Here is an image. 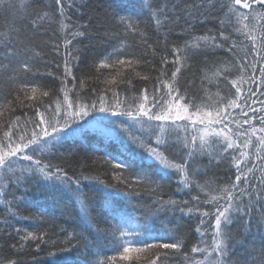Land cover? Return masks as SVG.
<instances>
[{
  "label": "snow or ice",
  "instance_id": "1",
  "mask_svg": "<svg viewBox=\"0 0 264 264\" xmlns=\"http://www.w3.org/2000/svg\"><path fill=\"white\" fill-rule=\"evenodd\" d=\"M137 7L134 18L109 3L101 20L82 11L89 8L87 0H21L19 5L0 0V15L16 13L8 30L0 31V82L8 86L0 90V117L4 109L12 114L29 109L0 122V203L6 208L0 236L12 240L17 253L30 248L29 241L47 243V233L12 223L25 218L18 215L24 208L42 221L50 215L43 200L28 196L43 182L64 202L56 222L76 208L83 222L79 230L62 228L65 239L58 253H50L52 264H73L67 254L80 248L91 264H120L146 249L156 250L148 264H264V0H139ZM198 29L203 34L197 35ZM129 33L140 36L153 58L160 57L151 90L137 91L132 82L133 74L145 81L150 76L135 71L142 58L124 46ZM97 49L93 66L117 68L104 83L125 84L123 98L115 88L95 84L81 94L90 75L81 64ZM199 65L205 75L195 88L189 73ZM124 66L131 69L126 75L119 70ZM76 72L83 74L78 78ZM48 77L52 87L41 90ZM205 156L208 163L201 166ZM56 157H95L110 166L112 179L83 166L69 175L51 163ZM220 166L223 178L201 182L208 169ZM173 172L176 191L190 199H164ZM96 185L102 189L100 204ZM146 192L150 203L144 202ZM132 197L144 209L139 215L114 206ZM185 216L197 221L190 248L169 227L173 221L179 227ZM253 228L256 233L245 242L242 237ZM103 241L110 254L100 248ZM238 245L244 252L237 253ZM58 254L64 258L56 260Z\"/></svg>",
  "mask_w": 264,
  "mask_h": 264
},
{
  "label": "trees",
  "instance_id": "2",
  "mask_svg": "<svg viewBox=\"0 0 264 264\" xmlns=\"http://www.w3.org/2000/svg\"><path fill=\"white\" fill-rule=\"evenodd\" d=\"M17 5L20 4L21 0H15ZM45 4L51 3L52 0H43ZM84 0H76L77 4H82ZM87 3L89 4V8L82 9L83 12L88 13V15L92 17H101V20H104L105 18V11L108 8L109 3H113L114 5H117L123 12L132 15L134 18H136V13L138 12V3L139 0H87ZM16 15L15 12L13 13H7L5 15H0V31H7V25H11L13 17ZM73 19H76V15H73ZM88 19V16H84L83 22H86ZM140 19H143V17H140ZM93 24L98 26L96 24V21L93 20ZM71 27V25H68ZM143 27V25H141ZM58 34L62 37L63 33ZM203 34L202 29L197 30V35ZM149 36L151 38V41L154 42L156 37L149 32ZM45 39H48V37H45ZM140 36L139 35H133L129 33L127 37L124 39V46L130 51L136 54V56L142 58V62L135 65V71L140 72L141 75H148L150 76V80L145 81L140 79L139 77L135 76L133 74L132 82L135 85V88L137 91H143L145 87H147L149 90L153 87V82L155 81V78L158 74V69L161 67L160 65V57L157 55L155 58L152 56V50L147 49L145 51V47L139 43ZM247 43V42H246ZM107 47V45H104ZM50 48V45H49ZM48 50V49H46ZM160 50H162V45L160 47ZM99 49H97L95 52L89 51L87 52L88 59L81 64V68L83 72L90 73L89 76L85 77V84L84 89L81 92L83 95L84 93H87L90 88L95 84V86L99 89H111L115 88L116 91L121 92L123 98V89L126 87L125 84H120L119 87L116 85L111 84H105V79H112L116 76L117 68H105V69H97L95 66H93L94 61L93 57L95 56L96 59H99L98 53ZM243 54V52H241ZM54 55V53H53ZM171 59V57H170ZM223 59L228 60V55H224ZM144 60H150L152 61L151 64H146L143 61ZM119 67V66H117ZM166 68H170L171 64L164 65ZM122 74H127L131 71L127 66H124L119 69ZM183 71V69H182ZM195 73V74H193ZM82 72H76L77 77L82 76ZM205 75V68L203 65L197 66V68L193 69L192 73H189V76L192 77V82L195 85V88H198L201 84V79ZM93 76H99V80L94 81ZM117 79H120V77H116ZM51 77L46 78V80H42L41 83L45 84V86L41 89L44 91H49L52 85L47 84L46 81L51 80ZM205 86L207 85V81H204ZM7 84L0 82V90L7 91ZM56 87H59V81H56ZM212 90L215 91V86L212 85ZM51 95V92H50ZM108 95L110 96L111 93L109 92ZM15 93H12V96L9 97L10 99H14ZM60 98L62 99V94L60 95ZM45 101H47L49 98L44 97ZM27 103V102H26ZM29 111L27 108H17V111L15 114H20L21 112ZM4 116L0 117V122H6L8 119L12 118L15 114L9 113L6 109H4ZM135 131V130H134ZM139 135L140 133L137 132ZM147 134V133H145ZM115 147V146H114ZM63 151V150H62ZM81 155L87 156L89 153L81 152ZM101 155L100 153H96V156ZM52 164L60 165L61 167L65 168L66 171H68L69 175H71L73 172L79 173L81 170V166H83V170L86 172H90L94 176H98L100 178H103L105 180H111V173L112 169L109 165L105 164L102 160L96 159L93 157L92 159H80V157H77L76 159H67L64 157H56L51 160ZM201 166L207 165L208 163V157H202L201 158ZM225 173V169L223 166H220L219 168H210L207 171V176L202 179V183L204 180H217L218 178H223ZM259 173H257L258 175ZM173 179L168 181L165 186V192H164V199H167L169 196L173 197L174 199H190L187 195H182L181 193H178L176 191L177 187V175L176 173H172ZM234 179V176H233ZM115 182V181H113ZM95 188L97 189V204L102 203V189L99 185H96ZM195 194V193H193ZM57 195L55 190L49 189V187L45 183H39L34 185L33 190L28 193L29 199L33 202L43 200L44 204L48 207V211L50 215L45 218V220H40L38 218H35V215L33 212H30L26 208L20 209L18 212V215L25 217L24 219H20L18 222L16 220H13L12 223L16 227L26 228L30 231H36L37 233H47V235L44 237L45 241L47 243H40V241H29V245H31L30 248L26 247L23 253H17L11 248L12 240H9L7 236H0V264H7L8 260H16L17 264H52L53 257L50 256V253L52 252H59V248L63 246V241L65 239V233L62 231V228H67L69 231L72 230V228H77L78 230L83 227L82 218L79 215L78 208L72 210V214L70 216L65 215L64 219L61 220L59 223L56 222V218L60 216V213L64 211V202L63 200L55 199L54 197ZM128 199L132 200V203H128ZM139 200L138 197H132V198H124V199H118L114 206L126 213H132L135 215H139L144 209L137 207V201ZM144 202H151V194L145 193L144 194ZM6 208L5 205L0 203V217L3 216L5 213ZM177 216H179V213H177ZM31 217V218H29ZM101 228H103L105 225L101 221L100 222ZM159 227V224L157 225ZM170 228H172L174 231L178 232L184 239L185 243L190 248L193 244L196 243L197 234H196V227H197V221L195 217H193L191 220L185 216L181 222L179 227L175 226V221H173L172 224L169 225ZM233 230L236 229L237 225L233 224L231 226ZM11 231V229H9ZM256 233L255 228H253L252 233L242 237L245 242H248L252 239V235ZM13 236H15V233H13ZM40 244V250L36 251L35 244ZM100 248L103 249L105 252H108L110 254V245L107 241H103L100 243ZM237 253L244 252V248L240 245L237 246L236 249ZM156 250L155 249H146L144 252L141 253H133L132 259L130 261H120V264H148L149 258H154ZM71 259L73 260V264H91L89 256L87 254V250L80 248L79 251H73L70 254ZM64 258L63 255H57L55 257L56 260H62ZM102 258V257H101ZM159 264V262H157ZM172 264H175V261L172 262Z\"/></svg>",
  "mask_w": 264,
  "mask_h": 264
}]
</instances>
